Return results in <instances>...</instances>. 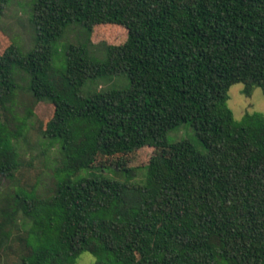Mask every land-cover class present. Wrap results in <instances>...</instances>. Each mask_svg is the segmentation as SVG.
Returning <instances> with one entry per match:
<instances>
[{"label":"trees","instance_id":"trees-1","mask_svg":"<svg viewBox=\"0 0 264 264\" xmlns=\"http://www.w3.org/2000/svg\"><path fill=\"white\" fill-rule=\"evenodd\" d=\"M31 11L33 48L0 54V177L13 183L0 194V254L15 264H75L82 253L94 264H264V118L237 124L226 106L236 84L264 93V0H34ZM101 25L123 27L126 41L90 43L98 61L65 39L55 68L67 32L89 37ZM120 75L127 88L82 94L88 81ZM21 94L54 107L29 160ZM183 123L204 153L168 142ZM55 145L52 195L22 189L17 174ZM147 148L158 152L142 185L79 178L109 169L94 166L98 157Z\"/></svg>","mask_w":264,"mask_h":264},{"label":"rangeland","instance_id":"rangeland-1","mask_svg":"<svg viewBox=\"0 0 264 264\" xmlns=\"http://www.w3.org/2000/svg\"><path fill=\"white\" fill-rule=\"evenodd\" d=\"M34 0H10L7 9L0 19V54H3L9 47H15L22 53H27L33 48L35 33L30 25L32 17V6ZM68 41L76 44H86L88 52L98 61L103 60V55L99 54L96 49L91 47L94 44L102 47V44L121 45L127 39V31L116 25L96 26L92 34L88 37V33L82 28L65 34V37L54 46V66L56 69H64V47ZM129 86V81L125 75L113 76L105 80L88 81L83 89L82 94L98 92L109 88L124 89ZM22 95V94H21ZM226 106L232 113L235 123L241 122L249 115L257 114L264 118V93L260 88H255L250 94H244L242 84L232 86L228 92V100ZM18 114L22 115L26 111H31L33 125L26 132L25 139L22 143L25 155L31 151L26 159L37 153L35 150L39 142L41 130L45 128L46 123L52 118L54 107L52 104L45 102H35L28 95L19 96L16 100V108ZM1 121L4 120V114L1 112ZM2 123V122H1ZM1 136H4L3 134ZM3 138V137H1ZM169 143L187 140L194 147L204 153L205 149L198 141L194 129L186 123L179 125L167 135ZM58 146L55 145L48 153L43 161H35L32 167L25 166L17 174L19 186L28 192L36 193L41 197L52 195L54 183L57 178L56 168L59 166ZM157 150L153 148L142 149L131 154H120L114 157H98L94 166H107L109 169L95 170L94 174L83 171L79 174V178L97 177L99 179L107 178L120 183L138 184L145 183L146 175H148L147 165L156 154ZM156 157V156H155ZM134 177H132V175ZM13 183L6 181L0 177V194L13 190ZM19 232V231H18ZM14 234H16L14 232ZM15 236V235H14ZM14 241V239H13ZM12 240V248L20 249L16 241ZM16 243V244H15ZM7 250H5L6 252ZM13 253V252H9ZM0 254V264H15L17 258L14 255ZM138 255L134 253L132 260H137ZM96 258L89 253H82L76 260L75 264H94ZM126 264H131L127 261Z\"/></svg>","mask_w":264,"mask_h":264}]
</instances>
